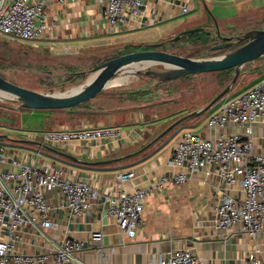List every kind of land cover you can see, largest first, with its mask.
<instances>
[{
	"label": "crops",
	"instance_id": "obj_1",
	"mask_svg": "<svg viewBox=\"0 0 264 264\" xmlns=\"http://www.w3.org/2000/svg\"><path fill=\"white\" fill-rule=\"evenodd\" d=\"M29 1L43 5L44 14L54 24V29L50 35L35 41L31 45L32 51H22L20 57L22 61L28 58L37 64L40 69L36 72L46 78L44 81L54 83L52 87L58 88L69 79L68 74L84 71L83 63L94 51L121 48L118 55L128 54L150 45L169 43L175 36L194 29L201 17L176 23L182 18L181 6L202 11L215 0H143L146 24L140 28L118 26L115 29L108 25L103 6L96 0ZM162 47L159 50H166ZM263 80L264 75L253 82L252 87ZM26 89L46 93V89ZM132 98L120 102L111 99L114 103L109 105L100 102L97 112H106L104 116L80 123L72 121V117L82 112L78 109L29 110L20 107L4 111L6 113L0 116V135H6V138H0L3 149L0 172H10L13 159L34 170L49 162L63 172L62 178H86L92 187L98 189L100 196L90 213L71 216L61 191L42 188L41 193L50 207L52 228L43 230L39 225H19L12 230L9 221L4 219L0 222V239L10 238L16 253L48 255L50 263L57 246L65 238L80 243V264H158L159 258L175 250L189 251L204 264H246L248 254L256 247L258 257H264V229L251 238L240 225L227 231L215 228L216 207L226 187L214 167H204L191 175L186 183L177 185L171 182L179 173L171 165V157L178 139L169 138L152 150V146L148 148L150 151L147 149L136 154L162 133L168 122L204 109L211 100L193 102L189 111L188 105L183 106L184 103L174 99L155 102L142 94ZM218 107L208 110L202 122L203 115L191 118L193 121L184 129L204 138L216 135L206 128L205 123ZM26 120L33 124L24 126ZM87 126L115 132L109 137L72 143L62 149L47 145L75 157L76 162L35 144L39 142L31 139L34 134L54 129ZM252 143L253 154L264 160V126H253ZM106 160L117 161L94 164ZM121 173H134L133 179L123 183L122 188L127 193L151 190L140 226L132 239L121 233L115 219L106 213L107 197L119 190L115 176ZM164 178L169 182L164 184ZM231 194L240 196V187H233ZM97 231L103 233L100 245L91 241V234Z\"/></svg>",
	"mask_w": 264,
	"mask_h": 264
},
{
	"label": "built area",
	"instance_id": "obj_2",
	"mask_svg": "<svg viewBox=\"0 0 264 264\" xmlns=\"http://www.w3.org/2000/svg\"><path fill=\"white\" fill-rule=\"evenodd\" d=\"M103 6V15L111 28L144 26L143 0H96ZM181 6V16L191 13ZM54 24L44 14L42 4L29 0H0V35L23 43L35 42L50 35ZM264 126V80L249 90L230 99L207 119L205 126L216 135L204 138L200 134L184 130L173 148L171 165L179 170L172 183H186L189 177L204 167H214L220 181L226 187L216 207L214 226L217 230L240 225L251 238L264 229V160L253 154L252 129ZM108 128L87 126L63 128L34 134L32 140L41 145L65 148L72 143L88 142L114 134ZM3 149L0 147V160ZM12 170L0 172V222L9 221L11 229L17 226L39 225L43 230L52 228L50 207L41 189H58L66 197L71 216L91 212L100 192L86 178L70 176L45 163L33 169L17 159L11 161ZM134 173L115 176L119 190L107 197V215L113 217L119 231L134 238L140 226L145 204L151 190H135L127 193L123 183L133 179ZM163 183L169 182L162 179ZM9 184H13L9 186ZM233 187H240L241 195L231 194ZM102 231L93 232L91 241L101 244ZM78 241L65 238L50 257L43 254H19L14 251L11 239H0V264H80ZM158 264H204L191 252L175 250L158 260ZM246 264H264L258 257L257 247L248 254Z\"/></svg>",
	"mask_w": 264,
	"mask_h": 264
},
{
	"label": "rangeland",
	"instance_id": "obj_3",
	"mask_svg": "<svg viewBox=\"0 0 264 264\" xmlns=\"http://www.w3.org/2000/svg\"><path fill=\"white\" fill-rule=\"evenodd\" d=\"M191 13L182 16L176 23L187 22L192 18H202L199 25L194 28H202V32L195 34L183 35L178 41L164 44L162 49L165 51L195 60L212 59L238 47L241 43H235L234 46L227 50H212L216 45L222 43V37H239L243 33L251 30H264V0H215L203 8L202 11L195 10L191 7ZM173 23L172 25L176 24ZM176 37V36H175ZM34 42L23 43L13 40L10 37L0 35V76L5 80L18 85L20 87H34L37 89H46V93H64L72 88L79 87L85 83L92 75L91 72L96 66L105 62V59H113L119 56L121 48H107L94 51L91 56L84 61V75L68 74L69 81L57 87L51 82L44 81L46 78L40 76L36 71L39 67L34 62L25 58L22 61L20 55L22 51H32L31 45ZM149 49L148 46L144 50ZM139 51H143L141 48ZM264 58L251 62V64L243 67V70L238 77L236 83L232 87L228 95L220 100L210 111L215 110L219 105H224L230 99L243 93L252 87V83L260 79L264 75ZM79 66L81 63L79 61ZM260 67L258 70L257 68ZM86 68V69H85ZM153 69L160 70L161 67H153ZM29 72V74L27 73ZM233 73H226V71L212 72L201 75H196L187 78L176 79L168 82H161L145 75L143 71L135 72L131 68H127L119 72L113 80H119V85L107 87L93 100L80 106L81 110L74 118L73 122H84L86 120H98L103 117L106 112L98 113L100 102L114 103L113 100L120 102L121 100H131L137 95L149 96L151 101L162 102L165 100H176L178 103H184L183 106L188 105L189 111L193 102H205L216 97L225 87H227L233 78ZM42 75V74H41ZM39 77V78H38ZM40 80V81H38ZM112 80V81H113ZM44 87V88H43ZM57 88V89H53ZM113 96L112 98H107ZM103 100V101H102ZM220 106V107H221ZM20 104L12 98L4 97L0 94V116L5 114L8 110H18ZM218 107V108H220ZM109 111V109H106ZM206 112L201 113L197 117H202L205 120ZM12 114V113H8ZM179 116V115H178ZM93 117V118H92ZM92 118V119H91ZM175 118L166 124V127L175 122ZM193 120H187L174 128L164 138L158 141L151 147L162 144L169 138L178 139L185 127L190 125ZM1 122V119H0ZM33 124L31 121L25 122L24 126ZM17 134H21L18 132ZM150 149V148H149ZM148 149V151H150Z\"/></svg>",
	"mask_w": 264,
	"mask_h": 264
},
{
	"label": "water",
	"instance_id": "obj_4",
	"mask_svg": "<svg viewBox=\"0 0 264 264\" xmlns=\"http://www.w3.org/2000/svg\"><path fill=\"white\" fill-rule=\"evenodd\" d=\"M202 31V28L186 30L174 37L171 42L175 43L183 35L195 34ZM223 40L225 41L224 43L214 46L212 50L221 51L230 49L235 42L241 43V45L221 56L205 60H195L178 56L165 50H159L164 45L163 43L150 45L147 50L124 54L96 66L91 71L93 75L85 83L64 93H39L15 85L0 76V94L4 97L15 99L23 109L66 110L93 100L108 87V84L119 72L127 68H131L135 72L143 71L146 76L161 82L234 69L231 83L214 97L204 109L189 113L173 122L155 139L136 152V154H139L156 144L181 123L212 109L229 94L246 64L264 58V30H251L239 37L223 38ZM153 67H161V69H153ZM80 74L84 75L85 73ZM0 138H6V135H0ZM35 144L41 146L40 143ZM42 146L68 160L77 161L75 157L67 153L57 151L45 145ZM117 160L119 161V159ZM117 160L99 161L94 164H110Z\"/></svg>",
	"mask_w": 264,
	"mask_h": 264
},
{
	"label": "trees",
	"instance_id": "obj_5",
	"mask_svg": "<svg viewBox=\"0 0 264 264\" xmlns=\"http://www.w3.org/2000/svg\"><path fill=\"white\" fill-rule=\"evenodd\" d=\"M121 55H122V54H121ZM121 55H119V56H121ZM123 55H124V54H123ZM119 56H117V57H119ZM108 60H110V59H105V62L108 61ZM233 71H234V69H229V70H226V73H229V72L232 73ZM80 106L82 107V106H85V105L83 104V105H80ZM80 106H78V107H74V108H71L70 111H73V110L79 109ZM74 117H75V116H74ZM74 117H72V118H74Z\"/></svg>",
	"mask_w": 264,
	"mask_h": 264
},
{
	"label": "bare ground",
	"instance_id": "obj_6",
	"mask_svg": "<svg viewBox=\"0 0 264 264\" xmlns=\"http://www.w3.org/2000/svg\"><path fill=\"white\" fill-rule=\"evenodd\" d=\"M119 84H120V81H119V80H113V81H111V82L108 84V86L111 87V86H113V85H119Z\"/></svg>",
	"mask_w": 264,
	"mask_h": 264
},
{
	"label": "flooded vegetation",
	"instance_id": "obj_7",
	"mask_svg": "<svg viewBox=\"0 0 264 264\" xmlns=\"http://www.w3.org/2000/svg\"><path fill=\"white\" fill-rule=\"evenodd\" d=\"M219 37L222 39V43L225 42V41L223 40V38H235V37H223V36L221 37L220 35H219ZM222 43H220V44H222ZM235 43H237V42H235ZM235 43H234V44H235ZM233 46H234V45H233Z\"/></svg>",
	"mask_w": 264,
	"mask_h": 264
}]
</instances>
